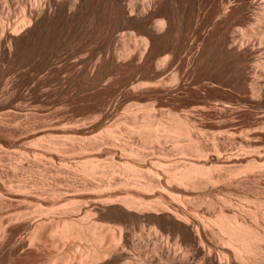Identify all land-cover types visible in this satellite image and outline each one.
Returning a JSON list of instances; mask_svg holds the SVG:
<instances>
[{
    "label": "bare ground",
    "instance_id": "obj_1",
    "mask_svg": "<svg viewBox=\"0 0 264 264\" xmlns=\"http://www.w3.org/2000/svg\"><path fill=\"white\" fill-rule=\"evenodd\" d=\"M225 86L264 104V0H0V163L46 173H0V264H264Z\"/></svg>",
    "mask_w": 264,
    "mask_h": 264
},
{
    "label": "rangeland",
    "instance_id": "obj_2",
    "mask_svg": "<svg viewBox=\"0 0 264 264\" xmlns=\"http://www.w3.org/2000/svg\"><path fill=\"white\" fill-rule=\"evenodd\" d=\"M237 27L238 26H236V28H235V30L237 29ZM240 27L241 26H239L238 28H239V31L240 30H242V29H240ZM242 28V27H241ZM238 30V29H237ZM209 78V77H208ZM205 81H207V80H205ZM203 88V89H202ZM200 90L203 92L204 91V93H207V94H209V97H213V99H216V100H218V101H221V102H224V103H230V104H232V106L234 107V108H237L236 110H238L239 109V111L241 110V112L242 113H239L238 114V116H239V121L240 122H242L244 125H242V131H240V133L238 134V136L236 137V138H242V137H244L245 135H247V134H249V133H251L252 131H254V130H258V131H264V127H263V125L261 124V125H259L258 124V122H260V121H258V122H256L257 120H260L263 116H264V104H262L261 105V107H262V109H261V107L260 106H257V107H259V109L256 107V105H251L250 106V104L251 103H248V101H247V99L245 98V97H243L245 94H243L242 92H237V91H235L232 87H230V86H225V87H222L221 89H219V88H216L215 90H217V91H215L214 89L212 90H210L209 91V89L207 90L206 88H204V87H202ZM207 90V92H205ZM14 91V90H13ZM211 93V94H210ZM211 97V98H212ZM82 98H84V96H81V98L78 96V97H74V101H73V98H72V100H71V103L73 104H70V102H68L67 104H70V109H72V106H73V108H74V110H76V112L78 113H80V111L81 110H84L85 109V107L88 105V101H86V99L84 98V99H82ZM85 100V101H84ZM245 100H246V102L249 104H247V103H245ZM74 102V103H73ZM92 102V101H91ZM256 107V108H255ZM74 110H72L73 112L70 114V116L71 117H73V119H76L77 117H78V114L77 113H75V111ZM238 112V111H237ZM263 113V116L261 117V115H260V113ZM242 115V116H241ZM260 115V116H259ZM208 117V119H206V118H204V120H203V122L204 123H208V122H206V121H209V123L211 122V116H207ZM241 118V119H240ZM206 119V120H205ZM208 123V124H209ZM206 132L208 131V130H205ZM205 132V133H206ZM209 132V131H208ZM208 132H207V134H208ZM231 142H229V140H228V142L232 145V147H231V149H230V146L231 145H224L223 146V148L224 147H226L227 146V148H225V150L226 151H230V150H232V148H233V151L235 150H238L239 149V147H241V146H239L240 144L239 143H237L236 141H238V140H230ZM228 142L226 141V143L225 144H228ZM235 142V143H234ZM238 144V145H237ZM264 137L263 138H261L260 140H259V142H258V148L259 149H261L262 151H264ZM263 146V147H262ZM237 147V148H236ZM235 148V149H234ZM230 149V150H229ZM247 149V148H246ZM258 149V150H259ZM260 150V151H261ZM6 162L8 163V164H6ZM14 163V161H7V160H5V161H2L1 163H0V170L2 171H0V173H3L2 175L3 176H5L4 178H6V180H10V182L13 184V185H15V184H17L18 182H20L19 181V179L21 180V178H22V181H24V182H26V183H29L30 184V182L32 183V180L33 181H35V180H39L40 178H42L43 176H44V174L46 175V173H45V171L43 170V168L41 167H35V166H32V165H29L28 164V162H26L27 163V165H25L26 167V169L24 168V169H22V170H17L18 172H16L15 174H13L11 171H10V169H9V166L12 164V163ZM10 163V164H9ZM2 164V165H1ZM25 164V163H24ZM29 166H31V167H29ZM4 167V168H3ZM33 167V168H32ZM29 168V169H28ZM34 168H35V170H34ZM5 169V170H4ZM7 169L9 170V171H7ZM25 170V171H24ZM27 170V171H26ZM22 171V172H21ZM33 171V172H32ZM12 174H10V173ZM6 173L9 175V176H6ZM42 173V174H41ZM15 175V176H14ZM26 175V176H25ZM12 176V177H11ZM14 176V177H13ZM25 176V177H24ZM29 176V177H28ZM38 176V177H37ZM42 176V177H41ZM67 176V175H66ZM65 175H61V177L62 178H64V180L65 179H68V180H70V181H72V178H70L69 176H67L66 177ZM9 177V178H8ZM36 177V178H35ZM69 177V178H68ZM47 180H48V182L50 183V184H54V181H55V177H54V174H52V175H50V174H48L47 175ZM50 180V181H49ZM67 180V182H65V181H63L62 183H61V186L63 187V188H65L66 187V185H68L69 183L68 182H70V181H68ZM15 181V182H14ZM29 181V182H28ZM23 182V183H24ZM51 182H53V183H51ZM68 183V184H67ZM256 185H255V184ZM253 183V185H254V187L256 186V187H258V188H256L255 190H252V193H254V192H259L261 195H262V197H264V178L262 179V180H259V182L258 183H256V182H254ZM69 240V241H68ZM67 241H66V243L68 244H70V242H71V239H68ZM72 251H74L75 249H71ZM71 250H70V252H71ZM44 251V250H43ZM43 251H39L38 253H41L42 254V256H40L39 258L40 259H42L43 258V256H45L44 255V253H47L46 252V250H45V252H43ZM43 252V253H42ZM42 257V258H41ZM19 259V258H18ZM16 260V262L15 263H19L20 262V260L18 261L17 260V258L15 259ZM18 261V262H17Z\"/></svg>",
    "mask_w": 264,
    "mask_h": 264
}]
</instances>
